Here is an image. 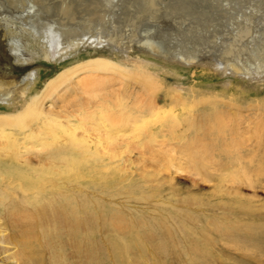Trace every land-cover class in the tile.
<instances>
[{"label": "rangeland", "instance_id": "rangeland-1", "mask_svg": "<svg viewBox=\"0 0 264 264\" xmlns=\"http://www.w3.org/2000/svg\"><path fill=\"white\" fill-rule=\"evenodd\" d=\"M155 2L159 14L142 22L165 27L185 22L188 29L203 22L213 33L226 29L228 22H253L250 43L255 47L241 56L254 65L251 53H264V0ZM30 4L18 0L16 6L22 11ZM43 4V22H54L52 15L61 5L79 9L83 0H44ZM0 7L11 12L5 1L0 0ZM84 19L85 14L76 20L83 25ZM118 25L117 31H123L124 24ZM55 26L46 23L45 29ZM10 36L6 33L5 40ZM28 40L31 57L23 60V72L37 67L41 83L69 63L55 62L46 49ZM81 55L88 57L90 51ZM158 61L184 77L176 81L158 71L144 88L136 72L120 68L121 83L111 72H100L94 77L99 84L74 85L63 94L65 98L56 91L44 108L72 112L66 133L55 128L54 135L24 140L40 124L30 113L0 127V264H264V77L248 79L212 66L190 68ZM5 76L12 81L14 73L9 70ZM191 82L203 98H189V111L186 104L184 112L177 111L180 117L192 111L202 126L200 112L217 109L222 120L213 127L224 120V129L216 127L211 134L204 124L198 134L149 136L148 119L140 118L139 125L127 131L117 122L116 111L136 105L135 96L129 95L133 90L143 99L152 93L162 96L165 89L189 87ZM124 86L129 87L124 97L114 96ZM3 111L12 108L0 104ZM101 126H108L109 133L99 137ZM84 129L90 132L84 134ZM15 137L19 153L1 149ZM61 142L69 152L51 155ZM26 147H31L30 154ZM109 147L111 151L105 150ZM24 158L30 164L22 165Z\"/></svg>", "mask_w": 264, "mask_h": 264}, {"label": "bare ground", "instance_id": "bare-ground-1", "mask_svg": "<svg viewBox=\"0 0 264 264\" xmlns=\"http://www.w3.org/2000/svg\"><path fill=\"white\" fill-rule=\"evenodd\" d=\"M4 1L8 7H11L9 9L11 12L0 11V104L12 108V111L0 112V127L20 117L23 118L25 113H30L40 124L36 127V132L31 129L25 134L24 140L27 137L36 136L35 139L38 141V137L40 139L42 134L52 135L55 128L59 129L58 131L66 133V123L71 122L72 112L62 109L60 111L62 113L60 114V112L46 110L44 103L51 99L52 95L56 91L58 92V90L61 91V93L59 92L61 98H65L63 94L72 90L74 85L87 86L94 82L96 84L101 83L100 80L99 82L97 81L98 79L94 78L100 72H111L113 76H117V78L113 77V79L116 78L119 81L118 74L123 75L120 68L125 69L127 72H136L141 78L139 79L143 83L142 86L144 88L155 77H158V71L163 76L165 74L173 75L176 81L184 77L178 70L172 69L167 64H162L163 62L160 63L158 60H165L190 68L212 66L215 71L219 70L224 74L239 75L240 77L248 79L249 77H258L263 80L264 77V53L260 51L257 54L251 53L254 59V65H251L249 61L244 60L241 56L242 51H251L255 47L254 44L250 43L254 42L252 38L253 22H228L225 27L226 29L215 31L214 33L212 31L211 33L208 30L207 23L203 22L201 24L198 23L195 27L190 26L189 29L185 27V22H172L171 24L169 23V27H165L164 25L158 26L157 23L152 24V22H142L144 18L153 19L159 14L156 9L155 0H83V6H80L79 9L73 7V5H67L63 9V5H61L55 14L52 15L54 22H47V20L43 22L44 16L41 14L45 11L44 0H29V3L32 2L33 4H30V6H27L22 11H19L18 6H16L18 0H2V2ZM166 8L164 9L166 10ZM169 8L172 11L173 7ZM82 13L85 14V19L83 20L85 23L83 25L76 20L81 15L83 16ZM245 18L247 17L245 16ZM11 19H16L20 22H12ZM75 20L81 26L77 25L74 22ZM46 23L56 25V28L45 29ZM88 23L89 25H87ZM118 24H124L123 31H117ZM202 28H204V32ZM148 30L152 34H148ZM6 33L11 35V39L5 40L4 35ZM259 36L262 39V33ZM28 39H32L33 42L38 43L43 49H46L55 62L61 64L69 61V63L55 72L51 77L44 78L41 83V77L37 67L30 68L29 71L27 69L26 73L23 72L26 71V67L22 64L23 60L31 57L29 48L27 47ZM86 50L90 51V55L83 57L81 54ZM102 50L108 51L107 54L102 53ZM141 54H148L157 61L148 59ZM11 61L16 66L10 64ZM16 68L20 70L16 71ZM9 70L14 73L12 81H6L5 79V74ZM75 78L78 79L74 80ZM108 80L112 83V79ZM192 81L194 82L195 79ZM103 83H108V81ZM192 84L189 87H183L181 85L178 88L171 89V91L165 89L162 96H159L157 93H152L149 97L143 99L138 98V90H133V93L128 94L130 97L135 96L134 102L136 105H133V108L125 111H121L122 109L119 108L121 110L114 113L118 117L117 122L122 124L120 127L127 131L135 129L136 123H138L140 118L141 120L148 119L151 121V124L149 126L147 125L148 127L145 129V132L149 136L159 134H169L170 136V134L180 135L181 133L198 134L204 124H207L204 127H206L205 129L207 131H205L208 133L213 132L216 127L219 130L224 129V120L221 121L222 124L220 123L219 126L213 127L216 123L220 122L219 119L222 120L220 118V112L217 109L210 112H200V117H198L201 122H204L202 126L200 125L201 127L195 122L197 116L195 118L194 115L196 114L192 111L191 114L194 113L193 115L188 114L189 107L187 100L189 98L191 99V97L197 98L202 95L199 88L195 86L196 83ZM128 89L129 87L124 86L119 92L117 91L118 89L115 90L117 91L115 95L111 92L110 96L123 95V91L127 92ZM59 93L57 97L60 96ZM51 104L53 105V103ZM186 104L188 115L186 117H180L181 114L179 115L177 111L181 110L184 112L183 110ZM193 104L191 103V105ZM163 106L168 107V109L164 110L162 108ZM193 111L195 110L193 109ZM101 127L98 130L95 129L99 137L102 133H109L108 126ZM120 130L118 128L114 130V133ZM1 132L4 133L3 130ZM83 132L87 134L90 131L84 129ZM42 138L44 139L45 137ZM38 144L40 145V143ZM34 145L37 146L36 144ZM58 145L57 149L51 155L62 156L69 152L70 148L65 143L61 142ZM19 148V138L15 137L1 149L13 150L14 152L16 151L15 153H19ZM30 148L26 147V154H30ZM109 149L105 148L108 151L112 150ZM41 159V157L36 156L38 162H41ZM23 162L24 164H30L27 158L21 161L22 165Z\"/></svg>", "mask_w": 264, "mask_h": 264}]
</instances>
